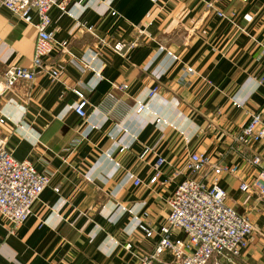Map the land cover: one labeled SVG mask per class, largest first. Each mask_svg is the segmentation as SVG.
I'll list each match as a JSON object with an SVG mask.
<instances>
[{
    "label": "crops",
    "instance_id": "crops-1",
    "mask_svg": "<svg viewBox=\"0 0 264 264\" xmlns=\"http://www.w3.org/2000/svg\"><path fill=\"white\" fill-rule=\"evenodd\" d=\"M207 1L73 0L67 11L50 9L54 38L67 41L87 69L66 62L61 80L38 73L0 96L7 149L53 173L22 225L13 230L0 217V264H136L157 239L138 231V216L154 229L164 222L189 153L241 161L231 152L233 135L264 100V0H220L227 18L206 9ZM35 39L33 25L0 6V74L9 64L30 65ZM117 42L132 43L126 55L112 49ZM66 58L56 48L48 62ZM121 83L128 87H115ZM153 85L159 90L149 96ZM72 87L87 99L86 119L73 110ZM138 104L146 106L140 113ZM146 145L153 148L145 153ZM253 151L264 158V148ZM158 155L166 162L151 184ZM252 176L243 166L219 183L258 232L233 263L208 264H264V197L239 188Z\"/></svg>",
    "mask_w": 264,
    "mask_h": 264
},
{
    "label": "built area",
    "instance_id": "built-area-1",
    "mask_svg": "<svg viewBox=\"0 0 264 264\" xmlns=\"http://www.w3.org/2000/svg\"><path fill=\"white\" fill-rule=\"evenodd\" d=\"M72 1L0 0L1 7L21 22L33 25L36 30L30 65L6 66L0 74V96L15 93L19 80L31 82L38 73H46L53 81L61 80L66 62L72 63L80 72L86 71L87 65L70 52L67 41L56 40L53 31L49 29L50 9L56 7L67 11ZM219 2L220 0H208L206 9L219 17L227 18L223 10L217 8ZM111 14L114 15L115 12L111 11ZM76 27L93 31L91 26H85L82 22H77ZM131 46L132 43L127 46L117 42L112 49L126 55ZM56 48L65 52L67 58L51 64L48 59ZM187 70L191 71V68ZM260 82L264 84V77L260 78ZM115 87L125 90L128 85L121 83ZM72 90L78 96L73 110L82 119H86L87 99L79 88L72 87ZM158 90L157 85L151 86L149 96ZM145 108V104H138L136 111L140 113ZM161 121L156 118V122ZM4 123L5 118L0 115V126ZM232 143L231 152L236 153L241 161L227 164L221 158L212 160L210 156L200 152H192L186 156L183 163L184 176L171 196L165 200L167 214L157 229L138 216V231L145 238L157 239L149 251L136 256V264H208L213 258L233 263V258L251 244L254 234L258 232L256 224L248 214L239 213L228 203V192L219 182L223 174H236L244 166L245 169H250L253 176L251 180L240 183V190L250 193L255 191L259 197H264V158L253 151L258 146L264 148V100L233 135ZM124 148L122 146L120 150ZM152 148L146 145L144 152H149ZM165 162L163 155L157 156L156 172L149 183L158 181L161 166ZM52 175V172L37 170L29 160L16 159L6 147V138L0 135V217L10 223L11 229L22 225L33 214V206L43 190L50 186ZM133 183L137 186L141 180L135 176ZM53 188L56 192L59 191L57 186ZM143 215L146 217L147 213ZM175 232L181 235H175ZM124 247L130 249L131 244L127 242ZM166 254L171 256L170 260L164 258Z\"/></svg>",
    "mask_w": 264,
    "mask_h": 264
},
{
    "label": "rangeland",
    "instance_id": "rangeland-1",
    "mask_svg": "<svg viewBox=\"0 0 264 264\" xmlns=\"http://www.w3.org/2000/svg\"><path fill=\"white\" fill-rule=\"evenodd\" d=\"M240 213V212H239Z\"/></svg>",
    "mask_w": 264,
    "mask_h": 264
}]
</instances>
